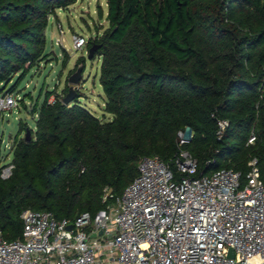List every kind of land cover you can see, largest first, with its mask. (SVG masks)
I'll return each mask as SVG.
<instances>
[{"label":"trees","instance_id":"trees-1","mask_svg":"<svg viewBox=\"0 0 264 264\" xmlns=\"http://www.w3.org/2000/svg\"><path fill=\"white\" fill-rule=\"evenodd\" d=\"M74 2L0 0V97L44 59L48 17ZM106 5L108 28L87 47L98 45L111 118H97L78 100L62 104L67 90L34 104L35 128L18 123L13 169L0 177V237L7 241L21 238L27 209L56 220L94 216L137 176L142 157H157L175 173L184 150L196 162L195 177L232 169L242 179L256 160L264 177V0ZM219 120L226 122L221 132ZM27 129L29 141L20 137ZM185 129L189 141L179 146Z\"/></svg>","mask_w":264,"mask_h":264},{"label":"built area","instance_id":"built-area-1","mask_svg":"<svg viewBox=\"0 0 264 264\" xmlns=\"http://www.w3.org/2000/svg\"><path fill=\"white\" fill-rule=\"evenodd\" d=\"M72 41L77 50L88 44ZM16 105L12 95L0 97V112ZM217 126L221 132L226 122ZM188 131L177 133L179 146ZM12 169L11 162L0 167V177ZM195 174L184 150L175 173L157 157H142L137 176L94 216L56 220L24 210L21 238L0 237V264H264V177L256 160L243 179L232 169Z\"/></svg>","mask_w":264,"mask_h":264},{"label":"rangeland","instance_id":"rangeland-1","mask_svg":"<svg viewBox=\"0 0 264 264\" xmlns=\"http://www.w3.org/2000/svg\"><path fill=\"white\" fill-rule=\"evenodd\" d=\"M106 0H75L67 8L56 9L48 17L45 29L44 59L18 82L11 94L17 105L9 111L0 112V167L7 165L11 159L10 146L18 133V123L23 122L29 128H35L32 108L40 105L47 92L52 93L49 102L56 95L60 96L68 89L67 78L83 64L82 80L77 87L78 103L91 114L102 120H109L111 115L104 111V95L99 84L101 60L95 57L87 59L90 49L84 46L77 50L73 37L79 36L85 41L98 40L108 28ZM17 75L12 77L5 89L15 85ZM7 92V91H6ZM21 99L24 104H21ZM24 137V133L21 134Z\"/></svg>","mask_w":264,"mask_h":264},{"label":"water","instance_id":"water-1","mask_svg":"<svg viewBox=\"0 0 264 264\" xmlns=\"http://www.w3.org/2000/svg\"><path fill=\"white\" fill-rule=\"evenodd\" d=\"M98 45H93L90 47V49L87 52V59H91L97 50ZM83 64H80L77 66L74 73H72L66 80L68 84V89L66 94L62 98V104L69 105L78 100V93H77V87L82 80V72H83ZM190 131H188L189 134ZM25 141L30 140V131L27 129L24 133ZM230 257H232V253L229 254Z\"/></svg>","mask_w":264,"mask_h":264},{"label":"crops","instance_id":"crops-1","mask_svg":"<svg viewBox=\"0 0 264 264\" xmlns=\"http://www.w3.org/2000/svg\"><path fill=\"white\" fill-rule=\"evenodd\" d=\"M1 158V157H0Z\"/></svg>","mask_w":264,"mask_h":264}]
</instances>
